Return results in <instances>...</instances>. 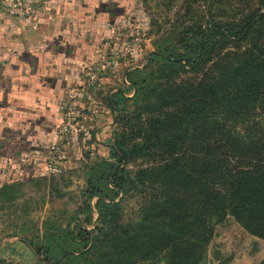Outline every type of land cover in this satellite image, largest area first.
Masks as SVG:
<instances>
[{
	"label": "trees",
	"instance_id": "obj_1",
	"mask_svg": "<svg viewBox=\"0 0 264 264\" xmlns=\"http://www.w3.org/2000/svg\"><path fill=\"white\" fill-rule=\"evenodd\" d=\"M253 1L151 54L149 62L164 72L201 73L195 80L150 100L152 73L127 72L133 98L146 96L147 111L159 114L115 132L109 156L89 166L84 205L66 226L47 220L41 239L30 242L42 264H136L137 258L203 264L216 226L228 217L264 238V0ZM132 57L140 59L136 49ZM127 100L122 90L113 93V113ZM139 159L154 164L131 170ZM151 185L158 189L139 223L119 228L117 199ZM94 197L99 224L92 230Z\"/></svg>",
	"mask_w": 264,
	"mask_h": 264
},
{
	"label": "crops",
	"instance_id": "obj_2",
	"mask_svg": "<svg viewBox=\"0 0 264 264\" xmlns=\"http://www.w3.org/2000/svg\"><path fill=\"white\" fill-rule=\"evenodd\" d=\"M26 1L22 19L0 6V184L43 174L51 147L60 141L69 94L80 88L83 70L96 66L108 51L102 82L78 99L81 105L101 107L89 147L102 154L114 125L110 97L127 79L125 67L139 61L117 57L132 32L137 0ZM85 151L69 150L67 162L81 160ZM3 240L0 258L7 262L0 264L21 263L12 258L26 255L27 245L15 236Z\"/></svg>",
	"mask_w": 264,
	"mask_h": 264
},
{
	"label": "rangeland",
	"instance_id": "obj_3",
	"mask_svg": "<svg viewBox=\"0 0 264 264\" xmlns=\"http://www.w3.org/2000/svg\"><path fill=\"white\" fill-rule=\"evenodd\" d=\"M256 2L257 0H254L253 4ZM244 4H247L245 0H137L130 21L132 32L128 35L125 45L132 43L136 52L142 55L139 61L131 62L130 66L125 67V74L136 67H146L152 73L148 97L150 100L157 98L163 89L174 88L195 80L201 73L179 72L175 69L164 72L159 62H149L151 54L163 51L167 46L177 45L182 33L189 29L205 28L212 19H228L237 15ZM132 53L131 51L127 57L121 58L120 51L117 57L130 61L134 59ZM123 82L118 90H122L128 100L121 104L114 114L112 136L106 141L107 146L104 147L107 148L103 147L102 154L85 151L81 160L71 158V162H67V155L59 171L45 170L43 174L29 181L0 188V247L3 246L4 238L15 236L27 245L29 250L22 258L20 255L18 258H12L14 261L23 264H42L41 257L37 255L35 247L30 242L41 239L47 220L66 226L70 216L84 205L87 199L89 166L109 156V144L114 142L115 132H127L129 129L145 126L150 118L159 114L154 110L147 111L144 105L147 97L134 99L133 85L125 79ZM153 164L154 161L150 159H139L131 163L129 168L135 171ZM155 189H158V186L151 185L148 188L143 187L142 192L120 195L117 199L120 202V209L115 224L119 228L129 224L136 226L140 221L146 199L150 198ZM96 200L97 197L89 200L93 208V224L88 226V229L92 230L99 224ZM79 218L83 219L84 216L81 215ZM263 259L264 238L254 236L233 217H228L224 223L216 226L215 235L205 249L203 264H259ZM136 264H166V261L153 262L137 258Z\"/></svg>",
	"mask_w": 264,
	"mask_h": 264
},
{
	"label": "built area",
	"instance_id": "obj_4",
	"mask_svg": "<svg viewBox=\"0 0 264 264\" xmlns=\"http://www.w3.org/2000/svg\"><path fill=\"white\" fill-rule=\"evenodd\" d=\"M0 6L7 15L19 19L28 13L26 0H0ZM134 48L132 43L126 44L121 51V58L127 57ZM108 59L109 52L105 51L96 66L83 70L80 88L69 94L63 120L58 129L60 141L51 147V152L46 158V171H59L69 150L84 152L90 148L91 153L95 152L93 146L89 147V136L91 130L96 129L95 124L101 117V107L99 104L81 105L78 99L84 90L96 89L100 85Z\"/></svg>",
	"mask_w": 264,
	"mask_h": 264
},
{
	"label": "water",
	"instance_id": "obj_5",
	"mask_svg": "<svg viewBox=\"0 0 264 264\" xmlns=\"http://www.w3.org/2000/svg\"><path fill=\"white\" fill-rule=\"evenodd\" d=\"M0 262H7V259H5V258H0ZM19 264H23V263H19Z\"/></svg>",
	"mask_w": 264,
	"mask_h": 264
}]
</instances>
